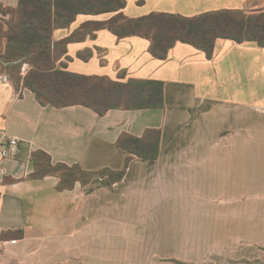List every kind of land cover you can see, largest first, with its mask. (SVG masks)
Returning <instances> with one entry per match:
<instances>
[{"label":"crops","instance_id":"1","mask_svg":"<svg viewBox=\"0 0 264 264\" xmlns=\"http://www.w3.org/2000/svg\"><path fill=\"white\" fill-rule=\"evenodd\" d=\"M18 2L0 0V17L8 18L2 9ZM263 8L264 0H126L124 13L195 16ZM111 16L79 14L70 27L55 29L54 40ZM95 34L68 45V69L163 81L165 107L111 109L100 116L82 105L43 106L28 88L19 94L0 72V143L13 137L20 143L0 166V235L24 231L0 240H16L6 244L0 264H264V217L190 216L189 206L205 204L189 198L187 184L191 170L204 172L207 160L215 168L220 158L206 152V144L264 142V47L219 38L209 58L178 42L162 60L150 53L146 38L119 39L107 29ZM148 128L162 130L159 158L133 159L120 182L97 177L59 191L57 176L30 177V155L37 150L54 163L121 170L127 152L117 140L123 133L142 136ZM245 165L253 182V162Z\"/></svg>","mask_w":264,"mask_h":264},{"label":"trees","instance_id":"2","mask_svg":"<svg viewBox=\"0 0 264 264\" xmlns=\"http://www.w3.org/2000/svg\"><path fill=\"white\" fill-rule=\"evenodd\" d=\"M126 0H19L16 7L3 8L8 18L0 17V72L6 73L21 94L31 90L43 106L64 108L82 105L100 116L111 109L142 110L165 107L164 82L155 79L129 78L114 80L104 75H87L68 69V45L82 40L86 34L107 29L119 39L140 36L150 41L149 51L165 60L169 51L183 42L206 52L212 58L219 38L238 43L253 42L264 47V8L219 9L195 16L178 13L152 12L139 17L124 13ZM112 13L106 20L83 23L70 36L54 40V31L68 28L79 14ZM27 71L22 72L24 66ZM162 130L148 128L142 136L123 133L116 145L127 152L121 170L105 168L98 171L84 169L80 164L54 163L43 150L31 153L34 172L30 177L59 178V191L72 190L80 182L83 186L97 177L120 182L135 158L157 160L161 149ZM23 230L3 232L0 240L22 237ZM182 264H188L183 262Z\"/></svg>","mask_w":264,"mask_h":264},{"label":"rangeland","instance_id":"3","mask_svg":"<svg viewBox=\"0 0 264 264\" xmlns=\"http://www.w3.org/2000/svg\"><path fill=\"white\" fill-rule=\"evenodd\" d=\"M264 135V134H260ZM206 152L220 153L213 168L212 160H207L204 172L194 169L187 175L190 185L189 198L204 201V206H189L190 216L203 215H252L256 219L264 217V142L222 141L206 144ZM253 162V182L246 171V161ZM209 166V167H208ZM195 186V190H193ZM197 194V196H196ZM259 220V219H258ZM247 244V240L243 239Z\"/></svg>","mask_w":264,"mask_h":264},{"label":"built area","instance_id":"4","mask_svg":"<svg viewBox=\"0 0 264 264\" xmlns=\"http://www.w3.org/2000/svg\"><path fill=\"white\" fill-rule=\"evenodd\" d=\"M27 67L28 66H24L22 68V72H26L27 71ZM1 79L4 81V82H9L10 79H9V76L7 74H3L1 76ZM19 139L18 138H10L7 142L5 143H0V166L2 164H4V161L8 158H10L19 148ZM8 242H16V240H11V241H0V253L3 252L6 244Z\"/></svg>","mask_w":264,"mask_h":264}]
</instances>
